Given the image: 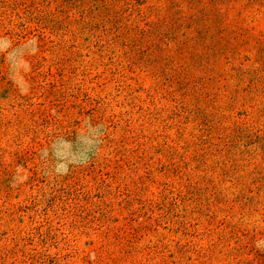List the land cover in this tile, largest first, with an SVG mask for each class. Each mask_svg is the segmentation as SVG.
Here are the masks:
<instances>
[{
  "label": "rangeland",
  "instance_id": "obj_1",
  "mask_svg": "<svg viewBox=\"0 0 264 264\" xmlns=\"http://www.w3.org/2000/svg\"><path fill=\"white\" fill-rule=\"evenodd\" d=\"M0 264H264V0H0Z\"/></svg>",
  "mask_w": 264,
  "mask_h": 264
}]
</instances>
